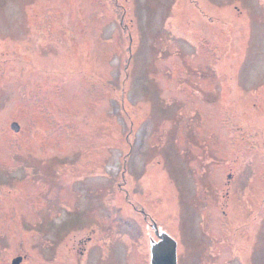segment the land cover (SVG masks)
<instances>
[{"label": "rangeland", "instance_id": "1", "mask_svg": "<svg viewBox=\"0 0 264 264\" xmlns=\"http://www.w3.org/2000/svg\"><path fill=\"white\" fill-rule=\"evenodd\" d=\"M151 223L178 264H264V0H0V241L151 264Z\"/></svg>", "mask_w": 264, "mask_h": 264}, {"label": "flooded vegetation", "instance_id": "2", "mask_svg": "<svg viewBox=\"0 0 264 264\" xmlns=\"http://www.w3.org/2000/svg\"><path fill=\"white\" fill-rule=\"evenodd\" d=\"M8 116H13V115H8ZM19 131H16V133H18ZM21 138L28 140L27 138H24V137H21ZM28 149H29L30 152L36 153V149L33 147V145H30V147ZM34 153H32L31 155L35 157L36 154H34ZM36 200L38 201L37 197H36ZM33 207H35V208H30V210L28 212H26V211L23 212V210L20 212L21 207L19 205V206L15 207V210H16L15 213L14 212L13 213H9V217H10L9 219H11V217H14V218L18 219V222H13L11 224V226H12V233H13L14 230H17L18 232L14 231V233H17V236L20 237V239H26L27 238V234H25V233H26V231H29V232H32V235L30 237H33L34 240H37L36 233L38 231H40V228L39 227L35 228V217H36L37 213L40 212L38 210V208L40 206L38 205V202H34ZM141 213H144V211L141 210ZM144 218H148L146 213H144ZM151 225L153 227V233L157 237L156 240H158L159 239V234H161L163 231L161 229H159L157 227V225H156L157 229H155L153 223H151ZM6 236H9V238L6 237ZM6 236L3 237L2 240L0 241L1 242L0 243V262H2L1 264H3V263L4 264H12L13 258H15L17 256H23L24 257V259L21 261L20 264L27 263V260H26L28 258L27 250L26 249L21 250L22 251V253H21L18 250L19 248H17V247H20V249L23 248V247L26 248V246H24V244L22 242L19 243V245L14 243V241L17 238L16 235L14 236V239L12 238V235H11V238H10V234L6 235ZM152 241H154V238L151 236V242ZM12 249H14L15 251H18V253H15L13 255L12 254H7V253H10L12 251ZM62 264H70V262L66 261V262H63Z\"/></svg>", "mask_w": 264, "mask_h": 264}, {"label": "water", "instance_id": "3", "mask_svg": "<svg viewBox=\"0 0 264 264\" xmlns=\"http://www.w3.org/2000/svg\"><path fill=\"white\" fill-rule=\"evenodd\" d=\"M12 126L15 130H19L17 123H13ZM159 237V241L152 243L151 264H178L177 241L165 232L159 234ZM21 260L22 257H17L13 264H20Z\"/></svg>", "mask_w": 264, "mask_h": 264}]
</instances>
